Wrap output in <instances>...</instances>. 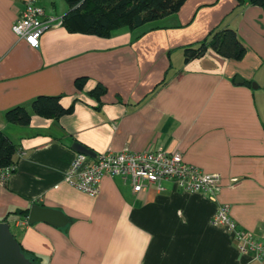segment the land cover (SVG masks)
Returning a JSON list of instances; mask_svg holds the SVG:
<instances>
[{"label": "crops", "instance_id": "1", "mask_svg": "<svg viewBox=\"0 0 264 264\" xmlns=\"http://www.w3.org/2000/svg\"><path fill=\"white\" fill-rule=\"evenodd\" d=\"M46 15L63 16L46 10ZM23 0H0V130L15 145L0 182V221L35 264H264L242 254L212 217L226 206L239 229L264 241V11L237 0H185L174 13L107 37L58 25L38 47L12 30ZM233 28L246 51L227 58L184 48ZM242 83H235V78ZM256 81V88L251 82ZM97 86L103 90L96 91ZM38 96H59L57 117L37 114ZM23 107L26 125L6 112ZM80 142L96 153L148 148L220 176L214 198L169 180L140 191L105 175L91 195L64 180ZM63 212L68 223L25 224L29 207Z\"/></svg>", "mask_w": 264, "mask_h": 264}, {"label": "built area", "instance_id": "2", "mask_svg": "<svg viewBox=\"0 0 264 264\" xmlns=\"http://www.w3.org/2000/svg\"><path fill=\"white\" fill-rule=\"evenodd\" d=\"M38 1L23 0V10L12 25L14 33L31 47H38L43 32L62 24V16L46 15ZM10 172V167L0 168V182H5ZM105 175L128 179L135 192L148 183L169 180L182 191L203 192L210 198H214L220 183L217 173L204 172L185 162L179 152L152 148L140 151L128 148L119 151L108 149L94 156L76 152L64 180L78 189L96 195ZM24 223L28 224L27 218ZM212 223L228 231L240 253H249L256 260H264V241L239 229L229 217L226 206L219 207L212 217Z\"/></svg>", "mask_w": 264, "mask_h": 264}, {"label": "trees", "instance_id": "3", "mask_svg": "<svg viewBox=\"0 0 264 264\" xmlns=\"http://www.w3.org/2000/svg\"><path fill=\"white\" fill-rule=\"evenodd\" d=\"M185 0H65L68 10L62 16V24L69 31L93 34L107 37L112 31L120 27L130 29L138 27L148 21L162 18L176 12ZM238 5L252 4L264 11V0H237ZM207 47H212L220 55L240 59L245 54V47L231 27L211 30L201 41L184 48L185 60L198 57ZM264 89V83H263ZM96 91H102L97 86ZM35 113L57 117L66 109L60 104L59 96H38L32 101ZM10 122L26 125L29 113L21 106L6 112ZM15 145L0 130V168L10 167L13 170ZM21 248V247H20ZM21 251L27 256V254ZM28 257V256H27ZM35 264L34 258L28 257Z\"/></svg>", "mask_w": 264, "mask_h": 264}, {"label": "water", "instance_id": "4", "mask_svg": "<svg viewBox=\"0 0 264 264\" xmlns=\"http://www.w3.org/2000/svg\"><path fill=\"white\" fill-rule=\"evenodd\" d=\"M235 83H242V79L236 77ZM252 88H256L255 82H251ZM71 147L80 153L94 156L96 152L83 145L80 142H73ZM28 223L46 222L56 227L65 226L68 223V218L60 210L48 208L39 204H32L29 207L27 214ZM0 264H33L20 248V244L16 240L10 229L9 222L0 221Z\"/></svg>", "mask_w": 264, "mask_h": 264}, {"label": "rangeland", "instance_id": "5", "mask_svg": "<svg viewBox=\"0 0 264 264\" xmlns=\"http://www.w3.org/2000/svg\"><path fill=\"white\" fill-rule=\"evenodd\" d=\"M48 2V4L46 5V10H50L52 11L53 7L51 6V2L54 3L55 5V10L54 12L57 14H61L62 11H65L67 9V4L65 2V0H46ZM263 70H264V66H263ZM256 83V81H253Z\"/></svg>", "mask_w": 264, "mask_h": 264}]
</instances>
